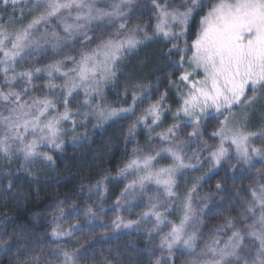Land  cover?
<instances>
[{"label": "snow or ice", "instance_id": "1", "mask_svg": "<svg viewBox=\"0 0 264 264\" xmlns=\"http://www.w3.org/2000/svg\"><path fill=\"white\" fill-rule=\"evenodd\" d=\"M0 3L13 9V18L0 17V199L18 201L23 194L13 190L21 175H33L29 166L36 160L55 164L49 152L82 144L87 132L81 137L76 133L93 121L94 130L116 129L125 149L136 145L120 161L116 175H104L92 193L106 191L109 181L134 177L123 184L112 205H90L84 211L74 205L65 212L64 203H56L48 221L53 226L26 264H50L49 257L60 264L94 258L96 253L73 237L97 224L114 233L142 235L151 245L144 250L147 264H176L177 253L188 258L187 264H264V123L256 130L248 128L257 107H264V0ZM137 16L146 22L134 25ZM153 43L164 45L173 71L145 84L127 65ZM121 79L123 91L113 92L119 101L109 103L106 89L120 87ZM170 94L176 98L175 108L168 103ZM212 121L216 127L205 136ZM141 134L143 148L136 139ZM66 136L73 139L66 141ZM161 159L171 162L157 168ZM221 171L228 179L250 183L228 193L218 180L213 194L201 196V186ZM189 174L191 179L186 178ZM150 185L163 196L147 195ZM178 188L184 189L182 196ZM226 203L228 213L205 242L203 218L214 204L222 209ZM144 204L147 209L137 215ZM176 206L179 223L167 219ZM108 212L116 213L109 223L96 220ZM123 212L135 218L125 219ZM71 217L88 219L84 226L63 227ZM7 223L5 215L0 220V253L22 254L20 235L35 233L24 226L9 231ZM32 223L36 227L39 221ZM110 238L101 236L105 242ZM48 243L55 248L45 253ZM128 247L136 246L130 242ZM123 255L110 251L100 264H122Z\"/></svg>", "mask_w": 264, "mask_h": 264}, {"label": "trees", "instance_id": "2", "mask_svg": "<svg viewBox=\"0 0 264 264\" xmlns=\"http://www.w3.org/2000/svg\"><path fill=\"white\" fill-rule=\"evenodd\" d=\"M143 2L144 0H137V3ZM12 11V5L9 4L6 8L0 4V17L9 18L12 15ZM132 22L135 25L136 23H144L146 21L137 16L133 18ZM197 23L198 21H194L191 24V32L194 33L197 30ZM191 39H194V36L190 37L189 42ZM181 46L183 47V42ZM159 47L160 49L156 57L149 54L146 55L147 60L143 63V67L137 65H133L132 67L128 66L129 70L135 73L137 80H141L145 84H155L157 78H162L166 73L173 71L168 66V57L163 55L166 48L163 44H160ZM136 58L134 57L133 59ZM171 59L175 60L178 57L173 56ZM118 84L120 85L118 88L106 89V97L109 103L119 101V97L114 95L113 92H122L125 81L121 79ZM36 95H40V93H36ZM221 119L223 118L221 117ZM215 127L216 121H212L205 136L213 131ZM116 131L114 128H107L106 131L94 130L92 128L86 131L88 139L83 141L82 144L76 146L69 144L62 153L56 152L55 150L49 152L50 155H53L55 164L49 165L43 160H36L29 166V170L33 175L28 178L21 175L17 181V186L13 191L14 193L23 194L18 201L0 199V220H3L4 216L7 215L9 223L5 226L9 228V231L14 226H24L29 232L35 233V235L22 233L17 241L19 245L25 246L20 249V253L22 254L5 255L0 253V264H9L10 261H17L18 264H26L29 256L34 254L33 249L35 245L38 242L44 243L46 240L45 232L50 231L53 226L48 221L54 214V205L56 203L63 202L65 212L71 211L74 205L78 206L81 211H84L90 205H102L104 208L112 205L119 196L123 183L107 185L108 191L101 190L95 195H92V193L95 192L96 185L102 182L104 175H116V170L121 166L120 161L126 159V153H130L136 147L135 144H129L127 149H125L123 137H115ZM208 142L212 143L211 140ZM144 145L145 142L142 141L141 147L143 148ZM44 150L47 151V149ZM188 154L191 155V152ZM160 161L165 164L169 163L168 159H161ZM3 167L4 161L0 160V168ZM15 168L16 165H13V170ZM218 180H222L228 193L250 183L247 179H228L225 177L224 172L221 171L213 180L201 186L200 195L213 194L215 192V182ZM188 186L190 187V185ZM150 189L152 190L147 195L163 196L162 190L153 189L152 187ZM219 199L220 197H217V200ZM160 202L165 203L167 201L161 199ZM147 207L148 205L144 204L138 210L137 215H139L140 211L147 209ZM228 211L227 203L222 209L214 204L212 206V212H209L203 218L205 227L201 231L203 232L202 239L205 242H210L212 239V231L221 223V217L226 215ZM216 212H219V214L216 215ZM115 215V212H108L106 217L98 216L96 220L109 223ZM121 215L125 219L135 218L130 217L126 212L121 213ZM87 219V217H71L62 223L65 228L76 223L84 226ZM34 220L39 221L36 227H33L32 222ZM56 223H61V221H57ZM150 226L151 222L143 225L142 231ZM105 235L111 237L106 242L101 240V236ZM73 241L89 247L90 251L96 253L94 258L85 257L80 261V264H100L110 251L113 253L116 251L124 253L122 256V264H130V262L134 264V261L137 259H143L144 264H147L144 250L151 247L149 241L138 233H133L130 236L127 235L126 231L114 233L112 229L105 230L99 224L84 227V231L77 233L73 237ZM130 242L135 243V249L128 247ZM53 248H55L54 244H45L43 252L46 253ZM68 251H72V249H68ZM13 253H16V249L13 250ZM177 257L176 264H187L188 258L186 256H181L180 253H177ZM48 259L50 264H60L58 260H52L50 257Z\"/></svg>", "mask_w": 264, "mask_h": 264}, {"label": "rangeland", "instance_id": "3", "mask_svg": "<svg viewBox=\"0 0 264 264\" xmlns=\"http://www.w3.org/2000/svg\"><path fill=\"white\" fill-rule=\"evenodd\" d=\"M23 3L25 5H27V0H23ZM2 4L3 6H5L3 3H0ZM11 5V4H10ZM17 12L20 11L19 8L16 9ZM25 11H26V8H25ZM13 18L12 15L8 18V19H11ZM18 18V17H16ZM7 22V20H5V23ZM160 44H157V43H153L152 45H150L149 47L147 48H143L140 50V52L135 56L137 57L136 59H133L131 60L130 62H128V65L127 66H130L132 67L133 65H137V66H140V67H143V63L147 60L146 58V55H151L153 57H156V55L158 54V51L160 49ZM176 98L174 95L170 94V99L168 101L169 104L172 105L173 108H175L176 106ZM264 115V107H260L258 106L257 109H256V112H255V115H254V118L252 119V121L250 122V124L248 125V128L249 130H256L262 123H264V121H261L260 117ZM95 123V121H93L92 123H89L87 128H79L76 135L77 137H80L83 133H85L86 131H88L89 129H92L93 128V124ZM167 126V125H165ZM65 127L66 128H69V125L67 124V122L65 123ZM157 131H161V129H157ZM154 135V134H153ZM64 139L66 141H71L73 139L72 136H66L64 137ZM139 143H140V147L142 146V141L145 142V134H141L140 136H138L136 138ZM170 160H169V163L168 164H165L163 163L162 161H160L156 167L157 168H160V167H165L167 165L170 164ZM203 173H195V175H202ZM191 175L192 174H189L188 177H186L187 179H191ZM132 179H134V177L132 176H129L127 179L123 180V184L125 183H128L130 182ZM115 183H119L121 184V182H117V181H110V183H108L107 185H112V184H115ZM110 187V186H109ZM150 188L152 187L153 189H156V186L155 185H150L149 186ZM106 191H108V186H106ZM177 193H179L181 196L184 194V189L183 188H178L176 189ZM100 203V202H99ZM103 204V203H102ZM180 211H179V208L178 206L174 207L172 209V214L169 215L167 217V219L169 220H175L177 223H179V216H180Z\"/></svg>", "mask_w": 264, "mask_h": 264}]
</instances>
